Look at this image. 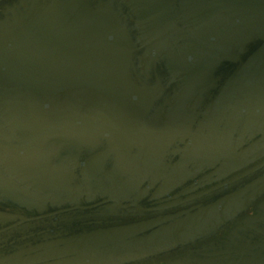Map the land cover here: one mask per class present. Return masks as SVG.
I'll return each instance as SVG.
<instances>
[{
	"label": "flooded vegetation",
	"instance_id": "flooded-vegetation-1",
	"mask_svg": "<svg viewBox=\"0 0 264 264\" xmlns=\"http://www.w3.org/2000/svg\"><path fill=\"white\" fill-rule=\"evenodd\" d=\"M61 0H0V29ZM159 94L132 133L37 143L0 115V264H238L264 258V27L211 0H88Z\"/></svg>",
	"mask_w": 264,
	"mask_h": 264
},
{
	"label": "water",
	"instance_id": "water-1",
	"mask_svg": "<svg viewBox=\"0 0 264 264\" xmlns=\"http://www.w3.org/2000/svg\"><path fill=\"white\" fill-rule=\"evenodd\" d=\"M211 10L241 37L264 27V0H211ZM132 56L124 31L88 0L35 5L0 29V115L37 143H79L100 132L124 139L159 94L136 82ZM105 258L98 252L55 264Z\"/></svg>",
	"mask_w": 264,
	"mask_h": 264
}]
</instances>
